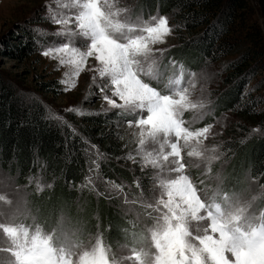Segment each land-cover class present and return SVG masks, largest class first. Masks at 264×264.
<instances>
[{"label":"snow or ice","instance_id":"6c2138e0","mask_svg":"<svg viewBox=\"0 0 264 264\" xmlns=\"http://www.w3.org/2000/svg\"><path fill=\"white\" fill-rule=\"evenodd\" d=\"M55 2L57 9L46 5V18L59 26L56 32L35 31L40 37L61 38L63 43L53 40L44 46L36 40L41 55L56 60L57 70L68 69L59 81L65 92L76 87L89 58H94L97 64L88 70L101 80L107 78V83L97 87L101 93L110 87L120 103L107 95L103 99L110 107L136 117L127 125L139 129L137 150L144 161L141 171L148 166L155 169L154 187L159 193L155 203L141 202L155 215L148 213L152 223L145 226L146 242L121 246V252L128 254L118 255L102 236L83 246L75 240V233L62 226L56 232L45 233L39 225L33 229L23 223H0V232L9 243L4 251L14 257V264H264V212L257 215L248 202L219 190L209 194L188 174V168L196 165L187 162L185 156L206 164L219 156L203 148L213 125L193 128L184 119L189 111L195 113V120L204 115L205 105L190 98L196 73L188 72L185 80L184 65L177 68V62L170 61L177 71L166 75L160 58L164 50L155 47L173 31L168 18H133L129 9L117 7L118 0ZM50 116L63 119L55 113ZM99 156L97 152V160L92 161L97 168ZM129 159L136 162L131 154ZM85 179L89 184L93 182L91 175ZM136 186L140 188L139 181ZM111 187L123 191L114 183ZM5 200L0 194V202Z\"/></svg>","mask_w":264,"mask_h":264},{"label":"rangeland","instance_id":"374dc122","mask_svg":"<svg viewBox=\"0 0 264 264\" xmlns=\"http://www.w3.org/2000/svg\"><path fill=\"white\" fill-rule=\"evenodd\" d=\"M46 5L57 9L55 0H0V78L10 83L18 94L25 98L41 101L49 116L50 113H55L62 117V120H54L71 126L69 130L84 139L89 148L87 153L91 158L89 169H95L91 173L88 172L93 182L89 184L86 181L74 195L69 196L59 190L53 193L50 190L53 189L52 184L40 178L31 180L26 185H19L15 178L8 176L0 168V194L6 197L4 202H0L2 213L0 223H23L33 229L39 225L45 233L56 232L62 226L69 233H75V240L83 246L95 243L96 238L102 236L104 243L111 245L118 255L128 254L121 252V246L133 245L136 241L146 242L145 226L152 223L148 213L155 215L152 209L141 203L143 201L155 203V196L159 193V189L154 187L155 169L148 166L141 171L144 161L141 159L142 152L137 150L139 129L127 125L128 120H134L136 117L121 108L110 107L103 99V96L107 95L120 103L117 97L112 96L110 87L104 93L97 87L107 83V78L101 80L95 72L88 70L89 67L96 66L94 58H89L85 70L77 78L76 87L65 92L59 81L68 69L61 67L57 70L56 60L41 55L40 44H36L37 52L31 55L26 53L17 56L9 52L10 45L22 44L25 37H31L34 41L40 40L44 46L53 40L63 43L61 38L52 35L40 37L35 31L40 29L54 33L59 27L46 18L49 14ZM117 7L129 9L133 18L142 17L147 20L151 16H161L159 14L145 16L142 11L136 10L135 0H118ZM168 22L173 29L172 33L166 37L163 44L155 47L164 50L160 58L166 75L175 73L180 64L185 68V80L188 79V72L196 73L194 78L196 86L190 88V98L193 102L205 105L202 110L204 115L202 119L195 120V113L189 111L185 113L184 119L189 121L193 128L213 125L203 148L219 156V159L213 160L210 164L202 163L198 158L185 156L187 162L196 165L188 168V174L198 187L206 188L209 194L219 190L221 194L227 193L229 197H239L251 205V211L259 215L264 212V184L260 183V178L249 173L245 161L239 158L236 148L230 141L236 136L237 140L233 142L245 146L260 134L262 126L253 124L254 122L248 121V118L238 113L231 111L218 113L217 107L218 99L227 89L226 69L229 60L234 58L206 62L201 69L194 71L180 59L172 56L173 50L182 47L183 42L180 35L175 32L173 23L169 19ZM260 23H264V18L260 17ZM157 55L160 56V53ZM170 61H176L177 68H173ZM260 67H264L263 62ZM263 77L264 70H260V74L249 85L255 95H264V87L256 89L254 86L255 81ZM153 83L154 86L162 87ZM70 108L80 111H68ZM258 109L264 110V103ZM254 129L259 131H253ZM91 145H95V149H92ZM97 152L100 154L98 168L92 163L93 160H97ZM130 154L136 158V162L129 159ZM107 159L127 170L129 174L137 176L135 184L137 181L139 184L143 181V186L140 185L139 190L143 187L147 198L136 197V187L130 186L127 182L104 177L102 164ZM200 181L204 183L200 184ZM113 183L121 186L123 191L111 187ZM101 200H104L103 208ZM95 201L100 204L101 212L108 209L110 213L108 221L99 218L98 213L93 214L92 208L95 206L92 203L95 204ZM7 247H9L7 238L0 232V264H14V257L4 251Z\"/></svg>","mask_w":264,"mask_h":264},{"label":"trees","instance_id":"16d2710c","mask_svg":"<svg viewBox=\"0 0 264 264\" xmlns=\"http://www.w3.org/2000/svg\"><path fill=\"white\" fill-rule=\"evenodd\" d=\"M135 2L136 10L145 16L159 14L173 23L183 46L175 48L171 54L194 71L206 62L234 58L229 60L226 69L227 89L217 101L218 113H238L262 126L260 134L245 146L233 142L236 136L230 144L233 143L239 158L245 161L249 173L264 184V110L258 109L264 103V95H255L249 88L260 70H264L260 67L264 63V23H260V17L264 18V0ZM35 41L25 37L22 44L10 45L9 52L17 56L34 54L37 52ZM254 86L262 89L264 77L256 80ZM88 149L84 139L70 131L68 125L49 116L41 101L25 98L0 78V168L19 185L40 178L52 184L53 193L59 190L74 195L88 177L91 164ZM102 172L107 179L136 187V197H146L145 190L141 195L135 184L137 176L110 159L103 162ZM140 185L143 186V181ZM103 203L101 200V208ZM92 204L95 206L93 214L98 213L99 218L108 221V209L101 212L97 201Z\"/></svg>","mask_w":264,"mask_h":264}]
</instances>
